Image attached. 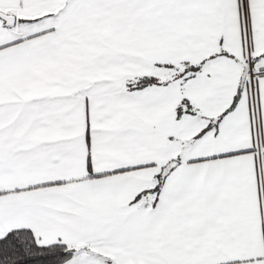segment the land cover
Segmentation results:
<instances>
[{
	"label": "snow or ice",
	"instance_id": "obj_1",
	"mask_svg": "<svg viewBox=\"0 0 264 264\" xmlns=\"http://www.w3.org/2000/svg\"><path fill=\"white\" fill-rule=\"evenodd\" d=\"M0 264H264V0H0Z\"/></svg>",
	"mask_w": 264,
	"mask_h": 264
}]
</instances>
